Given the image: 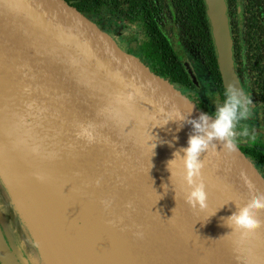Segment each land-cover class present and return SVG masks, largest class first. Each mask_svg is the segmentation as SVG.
I'll list each match as a JSON object with an SVG mask.
<instances>
[{"label":"water","instance_id":"obj_1","mask_svg":"<svg viewBox=\"0 0 264 264\" xmlns=\"http://www.w3.org/2000/svg\"><path fill=\"white\" fill-rule=\"evenodd\" d=\"M206 4L224 87L247 96L225 0ZM184 69L199 89L188 61ZM190 112L204 111L67 0H0L1 263L264 264V229L242 239L222 219L264 194V175L240 147L218 143L201 156L204 210L186 203L179 156L171 180L168 162L193 132L177 113ZM169 118L177 122L163 126Z\"/></svg>","mask_w":264,"mask_h":264},{"label":"flooded vegetation","instance_id":"obj_2","mask_svg":"<svg viewBox=\"0 0 264 264\" xmlns=\"http://www.w3.org/2000/svg\"><path fill=\"white\" fill-rule=\"evenodd\" d=\"M67 1L84 12L105 31L118 36L125 50L138 54L155 72L172 80L156 68L153 64L155 60L150 55L147 54V57L142 54V51L150 50L154 46H157L160 51L168 47L171 56L161 62L167 74L174 64L183 69L182 79L185 75L191 84L184 83L182 79L180 83L184 86L173 83L188 93L202 111L210 115L215 113L217 94L225 89L220 70L221 84L213 69L200 55L202 51L198 44V35L190 24V19L195 20V18L193 15L185 17L189 13L187 10H182L181 0ZM78 3L83 4L80 6ZM225 4L232 39L234 68L241 86L253 101L250 105L252 115L247 123L257 137L255 141L240 143L239 147L264 175V0H225ZM208 20L210 28L209 17ZM168 29L170 33L167 32ZM129 30L138 34L139 38L133 40L128 36ZM215 59L218 62L216 54ZM186 61L194 68L201 86L204 85V78L198 65L206 73L212 85L208 101L205 102L200 97L198 89L192 84L184 69ZM0 264H2L1 260Z\"/></svg>","mask_w":264,"mask_h":264},{"label":"clouds","instance_id":"obj_3","mask_svg":"<svg viewBox=\"0 0 264 264\" xmlns=\"http://www.w3.org/2000/svg\"><path fill=\"white\" fill-rule=\"evenodd\" d=\"M252 103L253 101L241 89L230 84L226 89H222L217 94L215 113L210 115L209 113L201 112L199 117L195 119L189 118L192 111L187 117L181 113H177V118L181 125L183 123L191 125L193 132L189 136L188 147L175 152L174 159L168 162V170L171 172L172 180L173 173L170 166L175 163L176 158L179 156L183 161L185 169L186 203L193 209L199 208L204 210L208 207L207 185L203 176L205 163L204 159H201V156L210 150L213 152L217 151L218 143L228 153H235L240 143L247 140L255 141L257 139L254 130L247 123L252 115L250 110ZM169 122H177V119H166L163 126H166ZM156 146V143L152 145L153 150H155ZM181 152L184 153L183 156ZM36 178L41 181L45 180V177L41 175H37ZM96 184L99 186L100 180H97ZM248 186L250 190L254 187L250 182ZM163 187L165 192H167L168 185L165 184ZM101 203L105 211L111 209L113 205L111 199H106ZM127 207L131 209L133 208V204L129 202ZM174 212L175 209L173 210ZM261 213H264V194L254 195L242 207L237 205L236 212L222 219L225 220L227 227L231 228L232 231L238 232L243 239L264 229V220L260 218ZM109 225L115 227L116 222L109 221ZM135 235L138 239L144 238L143 231H137Z\"/></svg>","mask_w":264,"mask_h":264},{"label":"trees","instance_id":"obj_4","mask_svg":"<svg viewBox=\"0 0 264 264\" xmlns=\"http://www.w3.org/2000/svg\"><path fill=\"white\" fill-rule=\"evenodd\" d=\"M181 2L182 10H187V12L189 13L185 15V17L193 15V17L195 18V20H193L192 18L190 19V24L194 27L198 35V44H200V50L202 51L200 55L204 57L206 63L209 64V66L213 69L214 74L218 76L219 82L221 84L222 81L220 79L218 62L215 59V49L213 46V41L211 39V33L209 28L206 0H181ZM78 4L81 6L83 3ZM142 54L145 56H147V54L150 55V57L155 60L153 64L156 65V68H158L159 71L163 72L165 75L170 77L172 79V82H176L184 86V84L180 83V80L182 79V75L184 73L183 69L181 67L178 68L173 64L170 68V72L167 74L163 64L161 63L165 59H168V56H171V53L168 51V47L160 51L157 49V46H154L150 50L142 51ZM182 81L188 85L191 84L185 75Z\"/></svg>","mask_w":264,"mask_h":264},{"label":"rangeland","instance_id":"obj_5","mask_svg":"<svg viewBox=\"0 0 264 264\" xmlns=\"http://www.w3.org/2000/svg\"><path fill=\"white\" fill-rule=\"evenodd\" d=\"M132 32H133L132 30H129V31L127 32V33H128V36H130L133 40H137V39L139 38L138 34H134V33H132ZM167 32L170 33L171 31L168 29ZM130 34H131V35H130ZM142 39H143V37H142ZM198 67H199L200 73H202L201 75H202L203 78H204V82H203L204 85L201 86V87L198 89V91H199V95H200V97H202V99L206 102V101L209 100V97L211 96L212 85H211L209 79L207 78L206 73L200 68L199 65H198ZM248 141H250V140H247V142H248ZM8 196H9V195H8ZM8 196H6V198H5V197L2 196V194H1V197H2L3 199L6 200L5 202H6L7 204L9 203V204L7 205L9 211H10L11 213H14L13 210H12V208H11V202H12V200H10L11 198L8 197ZM9 200H10V202H8ZM26 244H28V242H27Z\"/></svg>","mask_w":264,"mask_h":264}]
</instances>
